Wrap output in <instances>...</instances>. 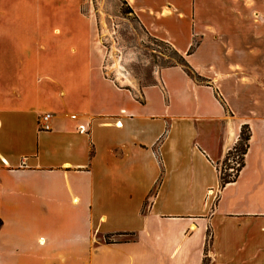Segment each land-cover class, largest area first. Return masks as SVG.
Masks as SVG:
<instances>
[{
  "label": "crops",
  "instance_id": "obj_1",
  "mask_svg": "<svg viewBox=\"0 0 264 264\" xmlns=\"http://www.w3.org/2000/svg\"><path fill=\"white\" fill-rule=\"evenodd\" d=\"M122 1L203 81L123 86L89 0H0V264H264V0Z\"/></svg>",
  "mask_w": 264,
  "mask_h": 264
},
{
  "label": "rangeland",
  "instance_id": "obj_2",
  "mask_svg": "<svg viewBox=\"0 0 264 264\" xmlns=\"http://www.w3.org/2000/svg\"><path fill=\"white\" fill-rule=\"evenodd\" d=\"M97 25V38L103 46V71L118 84L138 86L155 81L160 68L173 63L172 49L150 37L127 12L121 0H89ZM237 156L230 155L222 171L232 174Z\"/></svg>",
  "mask_w": 264,
  "mask_h": 264
},
{
  "label": "trees",
  "instance_id": "obj_3",
  "mask_svg": "<svg viewBox=\"0 0 264 264\" xmlns=\"http://www.w3.org/2000/svg\"><path fill=\"white\" fill-rule=\"evenodd\" d=\"M122 1V0H121ZM122 3L124 4V2L122 1ZM127 12H129L130 10L126 7ZM159 41V40H158ZM162 42V41H160ZM166 45H168L172 51L174 52V54L176 55V59L173 61V63H170L166 66H171V65H178L180 66L184 72L192 79L201 82L203 81V78L200 77L191 67L190 65L187 63V61L185 60L184 56L179 54L177 51H175L169 44L162 42ZM189 53V52H188ZM150 84V83H147ZM145 85V84H144ZM248 140H249V129L247 125H243L240 129L239 132V136H238V141L237 143L234 145V147L227 152L225 158L223 159V161L221 162V164L225 165L227 169L231 168L230 166H228L226 164V161L228 159V157L230 155L232 156H237V167L236 168H232V174L226 173L222 170L226 169V168H218V179H219V186H224L226 183L231 182L235 179V177L237 176L239 170L242 168L243 166V156L247 150V146H248ZM1 220H0V225H1ZM210 236L209 231H207L206 234V242L208 240ZM106 242H109L107 238H105ZM205 264V263H204Z\"/></svg>",
  "mask_w": 264,
  "mask_h": 264
},
{
  "label": "built area",
  "instance_id": "obj_4",
  "mask_svg": "<svg viewBox=\"0 0 264 264\" xmlns=\"http://www.w3.org/2000/svg\"><path fill=\"white\" fill-rule=\"evenodd\" d=\"M50 112H44L40 115L38 119V130H49L50 129V119H51ZM72 117H74L72 115ZM79 131H86L87 128L83 125L78 126Z\"/></svg>",
  "mask_w": 264,
  "mask_h": 264
}]
</instances>
